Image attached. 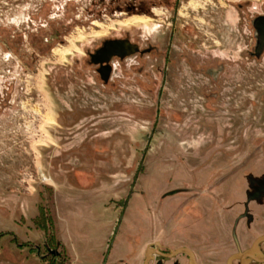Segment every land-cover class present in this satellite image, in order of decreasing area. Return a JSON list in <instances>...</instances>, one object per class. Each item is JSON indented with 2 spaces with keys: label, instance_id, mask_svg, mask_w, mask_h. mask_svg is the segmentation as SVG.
Returning a JSON list of instances; mask_svg holds the SVG:
<instances>
[{
  "label": "rangeland",
  "instance_id": "1",
  "mask_svg": "<svg viewBox=\"0 0 264 264\" xmlns=\"http://www.w3.org/2000/svg\"><path fill=\"white\" fill-rule=\"evenodd\" d=\"M126 33L169 59L104 83L87 53ZM63 244L264 258V0H0V264H68Z\"/></svg>",
  "mask_w": 264,
  "mask_h": 264
},
{
  "label": "flooded vegetation",
  "instance_id": "2",
  "mask_svg": "<svg viewBox=\"0 0 264 264\" xmlns=\"http://www.w3.org/2000/svg\"><path fill=\"white\" fill-rule=\"evenodd\" d=\"M173 34L174 32L172 30L170 32V36H172ZM145 40H149V38L146 37ZM170 40L171 38H169V41ZM154 41H156V39ZM125 44L127 45L124 46ZM117 46L120 47L117 48ZM131 49H133V53L122 57V55L128 53V51H130ZM87 54L88 59L90 60V64L95 66L94 72L96 74V77L102 82L108 83L109 80L113 77V72L116 69V64L123 65L127 60L131 58H134L135 63L133 64H141V62H143L146 57H150L153 55L161 56L163 61L166 62L170 56V49L162 51L157 43L151 44L150 42H147L145 44H142L140 42V36L133 38L128 33H126L122 36L103 39L96 47H94L92 51H88ZM130 64L132 65V63ZM161 75H166V68L161 69ZM158 250L162 253L167 252L165 250H161L160 248ZM162 260H164V258L158 259V261Z\"/></svg>",
  "mask_w": 264,
  "mask_h": 264
},
{
  "label": "water",
  "instance_id": "3",
  "mask_svg": "<svg viewBox=\"0 0 264 264\" xmlns=\"http://www.w3.org/2000/svg\"><path fill=\"white\" fill-rule=\"evenodd\" d=\"M127 44H125L124 46H126ZM120 47V46H117V48ZM130 53H133V49H131L130 51H128V53H125L123 56L125 55H128ZM115 54V53H114ZM110 56V55H109ZM132 193V190H130L129 194H128V197H127V200H125L124 202L121 203V206L122 207H125L128 203V199L130 197V194ZM122 219V215L119 216V219H118V222ZM45 249L47 250V252L49 254H52V255H57V252L56 250H51L47 245H45ZM178 253H184L191 264H197L196 262V259L193 255V253L187 249V248H178L176 250H173V251H169L168 253H162L160 252L156 247H148L145 251V254H144V262L143 264H149L150 260L152 259L153 256H157L158 258L157 259H169V258H172L174 255L178 254ZM245 259H251V260H254L256 262H264V258L262 260H259V259H256L253 255L251 254H243L240 258V264H243L244 263V260Z\"/></svg>",
  "mask_w": 264,
  "mask_h": 264
},
{
  "label": "crops",
  "instance_id": "4",
  "mask_svg": "<svg viewBox=\"0 0 264 264\" xmlns=\"http://www.w3.org/2000/svg\"><path fill=\"white\" fill-rule=\"evenodd\" d=\"M14 243H15V241H14ZM70 245L69 246L64 245V247H66L68 249V253H69V256H70V261L68 262V264H100V261H102L101 260V258H102L101 254L102 253L97 254L93 258V257H91V256H89L87 254V251L89 249L86 248V246H84V247H81V249H82L81 252L83 253V254H81L82 255L81 256L80 253H78V252L73 253L72 250L70 251V248H71ZM14 247H15V245H14ZM30 254L33 257H35V259L37 261V264H42V263L39 262L37 256H35L33 253H30ZM181 259H183V258H181ZM185 261H187V260H185Z\"/></svg>",
  "mask_w": 264,
  "mask_h": 264
},
{
  "label": "trees",
  "instance_id": "5",
  "mask_svg": "<svg viewBox=\"0 0 264 264\" xmlns=\"http://www.w3.org/2000/svg\"><path fill=\"white\" fill-rule=\"evenodd\" d=\"M14 241H15V238H14Z\"/></svg>",
  "mask_w": 264,
  "mask_h": 264
}]
</instances>
